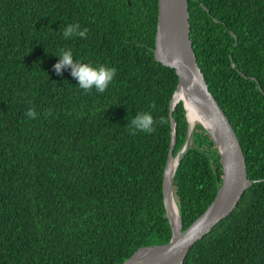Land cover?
<instances>
[{
  "label": "trees",
  "instance_id": "obj_1",
  "mask_svg": "<svg viewBox=\"0 0 264 264\" xmlns=\"http://www.w3.org/2000/svg\"><path fill=\"white\" fill-rule=\"evenodd\" d=\"M158 11V0H0V264H118L171 239L163 179L178 75L154 56ZM189 12L253 183L183 264H264V0H189ZM77 23L86 37L65 39ZM62 49L115 67L107 90L85 92L69 67L58 74ZM144 112L153 131L133 134ZM174 117L176 157L189 132L183 101ZM222 178L219 148L197 124L174 176L184 229Z\"/></svg>",
  "mask_w": 264,
  "mask_h": 264
},
{
  "label": "water",
  "instance_id": "obj_2",
  "mask_svg": "<svg viewBox=\"0 0 264 264\" xmlns=\"http://www.w3.org/2000/svg\"><path fill=\"white\" fill-rule=\"evenodd\" d=\"M158 6L154 56L164 66L175 69L178 75L177 88L171 99L172 144L163 179V201L172 227V237L165 244L140 247L128 259L118 264H183L191 247L230 215L253 183L248 177L246 157L236 131L210 91L199 66L191 39L189 0H158ZM180 99L186 109L189 132L185 145L176 155V168L169 172L177 141L174 109ZM187 101L190 107L186 104ZM188 110L200 115L204 122L200 124L215 140L221 154L223 178L212 203L184 229L174 196V176L193 142L195 126L189 121Z\"/></svg>",
  "mask_w": 264,
  "mask_h": 264
},
{
  "label": "clouds",
  "instance_id": "obj_3",
  "mask_svg": "<svg viewBox=\"0 0 264 264\" xmlns=\"http://www.w3.org/2000/svg\"><path fill=\"white\" fill-rule=\"evenodd\" d=\"M87 32V28L80 30V25L77 23L67 25L63 29L62 34L65 39L71 38L72 36L84 38ZM58 56L60 59L54 65L55 71L61 74L62 69L65 67L71 68V75L78 81L79 87L85 92L95 87L98 92L103 93L114 79L116 73L115 67L109 68L105 65L94 66L90 63L74 60L71 49H62ZM48 114L50 115L51 113L49 112ZM26 116L30 119H34L37 116V112L35 109L30 108L27 110ZM130 123L133 134H135L136 130L145 132L153 131L154 119L150 113H138ZM161 123H163V119Z\"/></svg>",
  "mask_w": 264,
  "mask_h": 264
},
{
  "label": "bare ground",
  "instance_id": "obj_4",
  "mask_svg": "<svg viewBox=\"0 0 264 264\" xmlns=\"http://www.w3.org/2000/svg\"><path fill=\"white\" fill-rule=\"evenodd\" d=\"M180 101H183L182 99H180ZM186 104L190 107V103L187 101ZM188 117H189V121L191 123L192 126L197 125V123H204L202 122V118L200 117V115L197 112H194L192 110H188ZM177 165V158L174 157L173 160L171 161V164L169 166V172H172L175 170ZM176 208V206H175Z\"/></svg>",
  "mask_w": 264,
  "mask_h": 264
},
{
  "label": "rangeland",
  "instance_id": "obj_5",
  "mask_svg": "<svg viewBox=\"0 0 264 264\" xmlns=\"http://www.w3.org/2000/svg\"><path fill=\"white\" fill-rule=\"evenodd\" d=\"M197 124H200V123H197ZM196 126V125H195Z\"/></svg>",
  "mask_w": 264,
  "mask_h": 264
}]
</instances>
